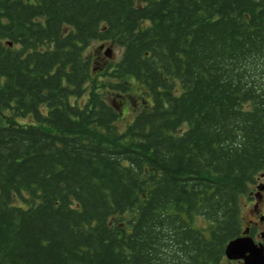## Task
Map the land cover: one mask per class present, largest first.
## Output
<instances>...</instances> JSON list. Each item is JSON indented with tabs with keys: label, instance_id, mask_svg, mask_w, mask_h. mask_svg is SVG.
<instances>
[{
	"label": "trees",
	"instance_id": "16d2710c",
	"mask_svg": "<svg viewBox=\"0 0 264 264\" xmlns=\"http://www.w3.org/2000/svg\"><path fill=\"white\" fill-rule=\"evenodd\" d=\"M262 172L264 0H0V264H217Z\"/></svg>",
	"mask_w": 264,
	"mask_h": 264
},
{
	"label": "rangeland",
	"instance_id": "374dc122",
	"mask_svg": "<svg viewBox=\"0 0 264 264\" xmlns=\"http://www.w3.org/2000/svg\"><path fill=\"white\" fill-rule=\"evenodd\" d=\"M140 0H137V3H139ZM95 46H99L100 47V52L101 53H105L107 50L109 51V57H114L117 59V57L120 54V49L116 48L115 46L110 45V43L108 42H93L91 44V48L95 47ZM105 57V56H104ZM107 57V56H106ZM108 57V58H109ZM126 102H123V105L121 104L120 107H118L120 113H124L123 114V118H121L118 121V124L120 127H122L125 123L126 120L130 119V112L131 110L135 107L136 103L138 104H142L143 100L140 99L139 96H137V94L134 93H130L127 97H126ZM125 108V109H123ZM22 121H31L30 117L24 118ZM255 185H252L248 188L247 192L248 193H253L255 190ZM248 193L246 195H248ZM246 195H240L239 197V206H240V210H241V219H242V226L243 229L248 226L247 225V221H249V219H252V213L255 212L254 210H252V200L250 198H248ZM18 203V202H17ZM264 208V207H262ZM264 213V209H262V212ZM258 217H255V219H257ZM200 222H202V220H199ZM263 224V223H262ZM262 228V225L260 226ZM258 234V232H256ZM217 264H236L235 262H229L226 258L221 260L219 263ZM238 264V263H237Z\"/></svg>",
	"mask_w": 264,
	"mask_h": 264
},
{
	"label": "water",
	"instance_id": "95a60500",
	"mask_svg": "<svg viewBox=\"0 0 264 264\" xmlns=\"http://www.w3.org/2000/svg\"><path fill=\"white\" fill-rule=\"evenodd\" d=\"M109 56V51L105 52ZM258 190L262 184L256 186ZM264 221V215L259 217ZM246 227L241 235L230 239L224 248V256L228 260L242 261V264H264V244L262 241L256 242L251 235L248 234ZM263 234H261V237Z\"/></svg>",
	"mask_w": 264,
	"mask_h": 264
},
{
	"label": "flooded vegetation",
	"instance_id": "af4514ba",
	"mask_svg": "<svg viewBox=\"0 0 264 264\" xmlns=\"http://www.w3.org/2000/svg\"><path fill=\"white\" fill-rule=\"evenodd\" d=\"M257 183L262 184L263 188H261L260 190L255 188L253 193L250 192L248 194V197L252 200V210H254L255 212L252 213V219H249V221H247V225L249 228L255 227L256 232H258V234L255 232L253 234V238L256 239V241L261 240L264 244V221L259 220V216L264 215V213H261L262 209H264L262 208L264 207V172L257 177ZM255 217L258 218L255 219ZM261 225L262 228L260 227ZM261 234H263L262 237ZM234 262L236 264H242L241 261L238 260Z\"/></svg>",
	"mask_w": 264,
	"mask_h": 264
}]
</instances>
